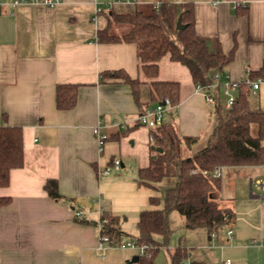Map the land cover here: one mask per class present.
<instances>
[{
    "label": "crops",
    "instance_id": "obj_1",
    "mask_svg": "<svg viewBox=\"0 0 264 264\" xmlns=\"http://www.w3.org/2000/svg\"><path fill=\"white\" fill-rule=\"evenodd\" d=\"M12 1L0 0V108L8 117L1 124L23 129L24 166L12 170L10 185L0 188V198L12 199L0 208V264H139L133 262L140 256L137 249L101 246L100 241L103 214L120 217V243H127L138 235L129 221L137 223L140 213L150 208V197L161 196L162 182L158 192L137 184L140 169L150 165L153 153L152 130L136 127V118L159 103L151 102L152 82H178L180 102L166 123L181 137L197 139L183 147L185 156L194 155L206 147L217 123L205 97L208 91L198 89L189 70L170 56L159 62L158 78L149 79L135 45L99 43L106 14H151L157 0H56L53 7L42 0L19 6ZM168 1L175 4L178 18L181 5L193 3L197 34L218 38L226 55L234 51L224 83L248 81L242 92L253 109L263 108L264 79L250 81L249 76L264 72V0ZM117 70L142 83L140 105L130 85L101 81L104 72ZM256 82L260 86L253 91ZM61 83L80 86L71 111L56 107V86ZM238 93L229 90L233 97ZM97 126L106 136L102 147L94 133ZM133 128L116 139L121 130ZM116 159L121 169L104 173ZM128 161L136 164L131 178ZM50 179L58 181L63 199L54 200L45 191ZM221 181L219 199L235 212V221L196 248L186 244L189 263L264 264V188L257 185L264 183V166L224 167ZM175 185L172 180L165 193ZM77 211L83 214L80 220L74 219ZM229 229L233 233L228 240ZM166 247L157 264H165Z\"/></svg>",
    "mask_w": 264,
    "mask_h": 264
},
{
    "label": "trees",
    "instance_id": "obj_2",
    "mask_svg": "<svg viewBox=\"0 0 264 264\" xmlns=\"http://www.w3.org/2000/svg\"><path fill=\"white\" fill-rule=\"evenodd\" d=\"M158 7L151 13L106 14L107 25L99 30L97 37L101 44H133L144 75L149 79L159 76V62L170 56L173 62L185 66L195 86L208 91L215 99L214 115L216 127L208 138L205 148L194 155L185 156L183 147L192 146L197 139L181 137L168 123L152 130V153L150 165L140 169L137 178L139 187H148L158 192L163 180L175 178L176 185L167 189L162 198L150 197V208L140 213L137 222L138 235L132 238L138 246H146L145 255L139 256V264H157L156 259L162 247L168 246L173 233L170 214L178 212L185 218L187 230L202 229L209 239L223 233L235 221V212L222 205L219 191L221 178L213 176L216 168L264 166V107L253 109L248 95L243 89L249 83H239L238 95L230 109H225L220 100V90L225 85L226 68L234 60V51L226 55L218 38L197 34L193 3L181 5L184 30H177L178 20L175 4L168 0H157ZM247 15L248 11H239ZM217 71L211 76L212 71ZM218 76V79H216ZM264 79V72L251 73L249 80ZM121 80L132 88L133 96L140 105L141 82L132 79L125 71L104 72L101 81ZM80 86L61 83L56 86V107L59 111H71L78 103ZM181 86L178 82H152L151 102L157 103L169 98L173 107L180 102ZM8 117L0 108V188L10 185L12 170L24 166L23 129L5 126L1 121ZM257 134L253 135V126ZM136 127H142L137 124ZM135 127V128H136ZM133 129L121 130L116 139L126 137ZM156 149H162L157 152ZM54 200L64 197L59 191V183L50 179L44 186ZM12 203L10 197L0 198V208ZM83 223H86L82 221ZM120 217L103 214L102 232L112 241L120 242L124 233L119 227ZM157 237L163 239L160 242ZM170 264H188L190 248L181 241L179 246L168 251ZM189 264H201L191 262Z\"/></svg>",
    "mask_w": 264,
    "mask_h": 264
},
{
    "label": "built area",
    "instance_id": "obj_3",
    "mask_svg": "<svg viewBox=\"0 0 264 264\" xmlns=\"http://www.w3.org/2000/svg\"><path fill=\"white\" fill-rule=\"evenodd\" d=\"M39 0H13L11 2V4L13 6H19L22 4H29V3H36ZM42 4H44L45 6L48 7H53L57 1L56 0H42L41 1ZM98 12H102V9H97ZM216 79H218V76H216ZM226 86V90H225V94L226 96H228V101L226 103V108L230 109L234 103V100L236 97H233L229 94V90L230 89H237L239 87V83H230L227 82L225 84ZM260 83L256 82L253 84L252 89L253 91L259 89ZM207 103L209 104V106L214 107L215 105V99L213 97V95H211L210 93H206L205 95ZM175 107L172 106L171 101L169 98H165L164 100H161L155 107H153L152 109H146L144 112L140 113L137 118H136V123L141 125L142 127H146L149 128L151 130L157 128L158 126L165 124L166 123V119H167V114L174 110ZM95 135L97 136L98 142L100 147H102L105 144V140H106V136L103 135L101 133V128L99 126H97L94 130ZM151 141H153V137L151 136ZM122 167V162L119 159L114 160V162L112 163L111 166H108L105 170L104 173H109L111 171L112 168L119 170ZM213 176L216 178H222V168H216L213 172ZM258 187L260 188H264V183L262 182H258ZM75 218L77 220H80L83 218V214L79 211L75 212ZM101 225V236H100V241H101V246L103 245H107L108 247L111 248H121V249H126V248H132V249H137L139 251V255L143 256L145 255V251H146V246H138L135 242H127V243H120L117 241H112L110 239L109 236H107L105 233L102 232V223ZM232 230L229 229L227 231V237L228 240L231 238L232 236ZM217 237L216 234L213 235V238ZM254 244H258L257 240H254L253 242ZM261 245L264 244V242L260 243ZM226 264H231L230 261H227Z\"/></svg>",
    "mask_w": 264,
    "mask_h": 264
},
{
    "label": "rangeland",
    "instance_id": "obj_4",
    "mask_svg": "<svg viewBox=\"0 0 264 264\" xmlns=\"http://www.w3.org/2000/svg\"><path fill=\"white\" fill-rule=\"evenodd\" d=\"M223 85L221 86L220 90L218 91V93L220 92V100H221V103L222 104H225L226 102V96L224 95L225 94V90L222 89ZM225 96V97H224ZM226 105V104H225ZM252 133L254 136H256L257 134V126H253V130H252ZM129 164H126V167H127V176L128 177H132V174L135 172L136 173V164H135V161H128ZM122 171V170H120ZM111 172H117L116 169L112 168L110 173ZM172 180L176 181L175 178H168V179H165L163 180L162 182V190L160 191V197L162 198V206L164 205V196H165V186L167 184H169ZM74 219H75V212H74ZM170 219H171V229L173 231L171 237H170V240H169V243H168V246L166 248H164V251L163 253H165L163 256L164 259H166V262L165 264H168V260H169V254H168V251L169 250H172V249H175L179 246L180 242L181 241H184V243L186 242L187 245H189L190 247H198V245L201 243V240H203V242H207V234L205 233L204 230L202 229H197L196 231H193V230H187L185 228V218L180 215L178 212H172L170 214ZM131 221H129V224H127L129 226V228L131 230H133L134 232H136L137 230V223H133ZM160 242L163 241V239H158ZM158 257V256H157ZM161 264H163V262H161Z\"/></svg>",
    "mask_w": 264,
    "mask_h": 264
},
{
    "label": "water",
    "instance_id": "obj_5",
    "mask_svg": "<svg viewBox=\"0 0 264 264\" xmlns=\"http://www.w3.org/2000/svg\"><path fill=\"white\" fill-rule=\"evenodd\" d=\"M182 14L179 16L178 20H177V23H176V29L177 30H184L186 28V25H184L182 23ZM217 74V71H212L211 72V76H215ZM157 152H162V149H156ZM140 260V257L139 256H136L134 259H133V262L136 263V262H139Z\"/></svg>",
    "mask_w": 264,
    "mask_h": 264
}]
</instances>
